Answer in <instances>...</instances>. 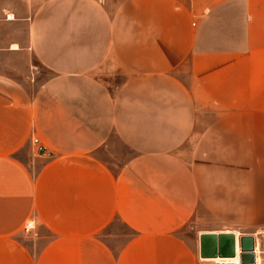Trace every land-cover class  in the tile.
<instances>
[{"label":"crops","instance_id":"0c3cea01","mask_svg":"<svg viewBox=\"0 0 264 264\" xmlns=\"http://www.w3.org/2000/svg\"><path fill=\"white\" fill-rule=\"evenodd\" d=\"M199 212L264 221V0H0V264H206Z\"/></svg>","mask_w":264,"mask_h":264},{"label":"water","instance_id":"95a60500","mask_svg":"<svg viewBox=\"0 0 264 264\" xmlns=\"http://www.w3.org/2000/svg\"><path fill=\"white\" fill-rule=\"evenodd\" d=\"M200 257L202 258H231L237 255V234L231 232H205L199 236ZM241 264H255L257 261L254 235L239 237Z\"/></svg>","mask_w":264,"mask_h":264},{"label":"rangeland","instance_id":"374dc122","mask_svg":"<svg viewBox=\"0 0 264 264\" xmlns=\"http://www.w3.org/2000/svg\"><path fill=\"white\" fill-rule=\"evenodd\" d=\"M225 223L221 221L214 213L207 212V213H200L199 215L193 218V220L187 224L181 230V235L186 238L187 240L193 242L196 239L197 243L199 241V234L201 231H220V230H235L239 233V235H254L257 243V249L263 251L264 250V221H260L257 225L250 224L249 222L243 221L237 222L238 224H242L236 227H224L221 225ZM230 223V222H229ZM226 224V223H225ZM221 225V226H220ZM195 246L194 244H192ZM197 252L200 255V250L196 247ZM262 257V264H264V253H261ZM203 262L206 264H218L216 261H206L201 258Z\"/></svg>","mask_w":264,"mask_h":264},{"label":"built area","instance_id":"2783aa9c","mask_svg":"<svg viewBox=\"0 0 264 264\" xmlns=\"http://www.w3.org/2000/svg\"><path fill=\"white\" fill-rule=\"evenodd\" d=\"M31 141L32 144L34 145V154H46L49 153L48 147L45 145V143L37 136L36 132L33 131L31 134ZM36 229V222L35 219L30 218L28 219L23 228L22 231L25 235H30L34 233V230ZM256 252V251H255ZM257 256V253H256ZM257 258V257H256Z\"/></svg>","mask_w":264,"mask_h":264},{"label":"bare ground","instance_id":"6f19581e","mask_svg":"<svg viewBox=\"0 0 264 264\" xmlns=\"http://www.w3.org/2000/svg\"><path fill=\"white\" fill-rule=\"evenodd\" d=\"M255 251L257 253V261L255 264H262V257H261V253H264V250L261 251L260 249H257V243L255 245ZM240 252H241V246H240V240L237 239V255L235 257H231V258H202L203 260H208V261H216L222 264H230V263H234V264H241L240 263Z\"/></svg>","mask_w":264,"mask_h":264}]
</instances>
